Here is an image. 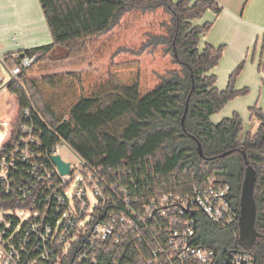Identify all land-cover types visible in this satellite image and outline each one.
<instances>
[{"label":"trees","instance_id":"1","mask_svg":"<svg viewBox=\"0 0 264 264\" xmlns=\"http://www.w3.org/2000/svg\"><path fill=\"white\" fill-rule=\"evenodd\" d=\"M38 2L52 43L5 57L9 69L20 66L23 58L30 64L21 66L16 80L6 86L14 103L0 122L3 146L27 122L42 142V153L66 142L90 167L102 169L108 184L121 183L132 202L191 193L210 180L230 186L237 212L245 154L256 172L254 228L261 236L250 252L255 264H264V114L251 111L259 127L243 143L238 141L237 115L218 124L210 121L230 100L245 94L233 90L242 65L227 89L218 91L208 73L218 65L223 47L204 44L200 49L211 24H192L208 10L218 15L220 6L214 0ZM56 47L65 54L53 56ZM25 110L30 120H25ZM7 199L0 194V207ZM194 218L198 243L222 258L239 249L237 223L223 229L201 213ZM134 259L129 251L124 263Z\"/></svg>","mask_w":264,"mask_h":264},{"label":"built area","instance_id":"2","mask_svg":"<svg viewBox=\"0 0 264 264\" xmlns=\"http://www.w3.org/2000/svg\"><path fill=\"white\" fill-rule=\"evenodd\" d=\"M29 64L23 58L9 69L0 87ZM23 115L30 120L29 110ZM0 132V194L8 197L0 207V264H125L129 251L135 253L130 264H255L250 251L238 247L222 258L198 243L196 212L218 228L238 224L228 184L209 180L191 193L132 202L121 183L108 184L102 169L66 142L42 153L32 124L21 123L7 146ZM54 156L69 165L67 175H60Z\"/></svg>","mask_w":264,"mask_h":264},{"label":"crops","instance_id":"3","mask_svg":"<svg viewBox=\"0 0 264 264\" xmlns=\"http://www.w3.org/2000/svg\"><path fill=\"white\" fill-rule=\"evenodd\" d=\"M214 1L220 6V13L215 15L208 10L192 24L198 27L211 24L210 30L201 38L199 48L202 49L204 44L215 48L223 46L220 62H229V72L247 56L252 45L255 46L254 56L259 53L260 45L264 46V0ZM51 43L52 37L38 0H0V79L4 70L9 71L4 62L6 56ZM56 51L62 56L65 54ZM217 70L215 67L208 75L215 77ZM5 91L6 88L0 87V94Z\"/></svg>","mask_w":264,"mask_h":264},{"label":"rangeland","instance_id":"4","mask_svg":"<svg viewBox=\"0 0 264 264\" xmlns=\"http://www.w3.org/2000/svg\"><path fill=\"white\" fill-rule=\"evenodd\" d=\"M56 50H60L61 52L64 51V53L66 52L65 49L56 47L55 51L52 52V55L56 57L62 56V54ZM254 50L255 46L252 45L247 56L241 59L233 69L231 68L229 70V72L227 71L229 62L219 61L216 66L218 70L217 73H215V87L218 91H224L228 87L230 76L242 65L241 71L234 79L233 90L235 92L245 90V94L234 97L219 112L210 117V121L213 124H218L224 119H229L233 115H237L241 121V131L238 133V141L241 143L245 141L247 135L255 134L259 127V120L255 115H252L251 111L256 109L264 114V46L260 45L259 53H256L255 56ZM259 54H261L260 58ZM13 103V98L8 92L5 91L0 94V122L7 115V111L13 106ZM1 137L2 134L0 132V139ZM61 155L64 158L67 155L66 150L62 149ZM74 185L75 182L72 184V187ZM90 199L91 205H93L94 199L92 197H90ZM27 217L28 213H24L23 218L26 219ZM217 236L224 240L223 234L217 233Z\"/></svg>","mask_w":264,"mask_h":264},{"label":"water","instance_id":"5","mask_svg":"<svg viewBox=\"0 0 264 264\" xmlns=\"http://www.w3.org/2000/svg\"><path fill=\"white\" fill-rule=\"evenodd\" d=\"M20 57H23L21 55ZM4 70V69H3ZM4 76H8V71L4 70ZM187 110V107H186ZM186 110L182 117L181 125L184 126V120L186 116ZM197 153L200 158H203L202 149L199 143H197ZM227 154H223L220 157H225ZM243 159L246 165L244 172V179L241 186L240 198H239V215H238V235L236 239V246L243 251H250L254 246L256 240L260 238V234L254 228L256 204L254 200V186L256 183V172L248 164L245 154ZM53 163L57 166L60 175L65 176L69 172V165L63 163L59 156L52 158Z\"/></svg>","mask_w":264,"mask_h":264}]
</instances>
